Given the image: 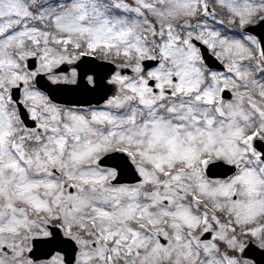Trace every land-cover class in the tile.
Returning <instances> with one entry per match:
<instances>
[{
	"label": "snow or ice",
	"instance_id": "snow-or-ice-1",
	"mask_svg": "<svg viewBox=\"0 0 264 264\" xmlns=\"http://www.w3.org/2000/svg\"><path fill=\"white\" fill-rule=\"evenodd\" d=\"M0 264H264V0H0Z\"/></svg>",
	"mask_w": 264,
	"mask_h": 264
}]
</instances>
